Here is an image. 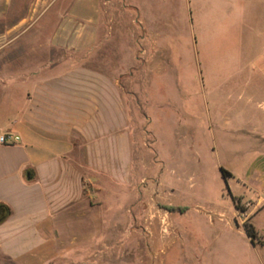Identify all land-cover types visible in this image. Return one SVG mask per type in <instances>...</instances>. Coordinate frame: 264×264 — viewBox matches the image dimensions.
Returning <instances> with one entry per match:
<instances>
[{
  "label": "crops",
  "instance_id": "crops-1",
  "mask_svg": "<svg viewBox=\"0 0 264 264\" xmlns=\"http://www.w3.org/2000/svg\"><path fill=\"white\" fill-rule=\"evenodd\" d=\"M160 1L170 8L140 15L144 42L151 40L155 52L146 49L117 67L109 47L115 40L102 33V0H0V135L19 138L0 145V264H69L75 255L53 252L74 244L92 254L74 264H103L96 252L113 240L109 229L95 246L102 234L95 218L99 194L106 186H127L134 167L131 114L118 76L132 84L138 70L132 64L140 61L143 91L149 75L162 71L165 38L182 32L175 19L180 4L195 50L194 20L200 41L218 13L225 20L220 44L232 47L239 36L247 56L264 60V0H193V10L192 0ZM258 159L263 162L251 170L263 178L264 156Z\"/></svg>",
  "mask_w": 264,
  "mask_h": 264
},
{
  "label": "rangeland",
  "instance_id": "rangeland-1",
  "mask_svg": "<svg viewBox=\"0 0 264 264\" xmlns=\"http://www.w3.org/2000/svg\"><path fill=\"white\" fill-rule=\"evenodd\" d=\"M102 3V33L115 40L109 47L117 67L146 49L155 52L151 40L144 42L140 15L156 7L161 13L171 2ZM178 10L175 19L186 32L165 38L162 71L149 75L143 91L140 61L132 64L138 69L132 84L118 76L131 114L134 167L127 186H106L99 194L95 218L102 234L95 246L109 229L113 243L96 253L106 258L103 264H264V177L251 170L264 156V90L257 89L264 85L257 72L264 74V60L247 56L239 36L232 47L220 44L225 20L218 13H209L210 40L199 41L194 20L195 50L184 6ZM67 249L53 253L85 259L76 244Z\"/></svg>",
  "mask_w": 264,
  "mask_h": 264
},
{
  "label": "built area",
  "instance_id": "built-area-1",
  "mask_svg": "<svg viewBox=\"0 0 264 264\" xmlns=\"http://www.w3.org/2000/svg\"><path fill=\"white\" fill-rule=\"evenodd\" d=\"M19 141V138L11 133L0 135V145H12Z\"/></svg>",
  "mask_w": 264,
  "mask_h": 264
},
{
  "label": "trees",
  "instance_id": "trees-1",
  "mask_svg": "<svg viewBox=\"0 0 264 264\" xmlns=\"http://www.w3.org/2000/svg\"><path fill=\"white\" fill-rule=\"evenodd\" d=\"M226 175H228V174L226 172H223V176H226ZM247 231H248V229H247ZM247 233L250 234L249 231Z\"/></svg>",
  "mask_w": 264,
  "mask_h": 264
}]
</instances>
